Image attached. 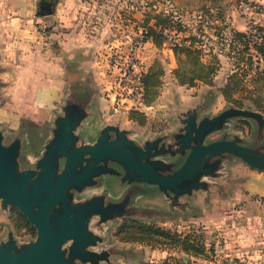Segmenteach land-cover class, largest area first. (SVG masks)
<instances>
[{
    "label": "rangeland",
    "instance_id": "rangeland-1",
    "mask_svg": "<svg viewBox=\"0 0 264 264\" xmlns=\"http://www.w3.org/2000/svg\"><path fill=\"white\" fill-rule=\"evenodd\" d=\"M243 4L251 9L244 12ZM33 8L38 14L35 27L42 37L39 47L44 50L48 45L54 61L61 63L69 76L52 112L23 113L17 129L8 132V137L13 134L19 140L18 169L37 170L36 164L56 128V119L74 112L80 115L76 143L92 142L104 125L119 123L131 131L137 144L156 141L158 146L170 150V154L158 157L168 165L164 172L182 163L183 155L176 150L182 131L180 119L187 108L199 106L197 121L214 116L227 106L264 114L252 99L263 94L255 84H246L247 90L235 94V101L230 103L218 98L215 86L233 67V60L226 55L230 50L228 42H218L216 33L220 31L226 38L232 29L256 36L264 34V0H56L55 10L47 16L38 13L39 0L33 2ZM154 14L170 15L182 29H161L166 39L159 48L150 41H142L143 24ZM152 23L153 20L148 24ZM257 27L262 30H256ZM190 33L206 42L203 60L209 58L210 50L220 60L219 70L224 76L221 74L216 81L214 76L211 85H179L172 75L179 63L168 49L177 43L175 40L179 43ZM249 50L257 65L259 54ZM155 62L161 64L164 74L153 95L143 101L141 93L134 90V73L145 72ZM68 105L72 107L67 108ZM132 110L144 115L142 125L129 118ZM224 136H240L243 144L261 146L264 122L248 116L233 117L221 129L209 132L203 141ZM243 164L232 156L222 158L211 174L199 176V186L177 198L171 192L164 195L153 185L132 184L138 190L127 209L132 216L126 219L156 224L182 236L195 233L205 246V257L189 256L178 247L120 240L115 236L116 230L125 219L98 225L94 217L89 228L93 235L100 236L99 241L87 247L85 261L75 263L164 264L168 259L169 264H264V187L258 188L259 183L244 184L249 177L242 172ZM100 183V187L75 194L76 200L102 192L106 183L113 195L124 189L111 176L100 178ZM12 208L15 207L6 212L0 209V241H5L11 232L22 241L35 239L36 232L25 234L24 228L14 227L10 218ZM94 252L100 256L98 261L93 259Z\"/></svg>",
    "mask_w": 264,
    "mask_h": 264
},
{
    "label": "water",
    "instance_id": "water-1",
    "mask_svg": "<svg viewBox=\"0 0 264 264\" xmlns=\"http://www.w3.org/2000/svg\"><path fill=\"white\" fill-rule=\"evenodd\" d=\"M53 11L54 0L39 1V14ZM198 108L195 105L182 113L176 151L183 160L170 172H164L168 165L158 158L170 154V150L158 146L156 141L137 144L131 131L119 123L104 125L92 142L76 143L80 115L75 112L56 119V128L36 164L37 170L18 169L19 140L13 134L8 137L10 130L0 126V209L6 212L11 206L17 208L36 232L35 239L27 241L9 233L5 241H0V264L85 261L87 247L98 243L100 237L91 233V219L97 217L101 225L131 217L127 209L138 190L132 187L133 183L153 185L164 195L171 192L177 198L199 186V176L211 174L215 163L226 156L264 170V143L246 145L240 136L203 141L209 132L221 129L233 117L248 116L264 122V114L227 106L216 115L197 121ZM104 176L114 177L124 189L113 195L106 183L102 192L76 200L75 194L100 187ZM93 257L98 261L100 256L94 252Z\"/></svg>",
    "mask_w": 264,
    "mask_h": 264
},
{
    "label": "trees",
    "instance_id": "trees-1",
    "mask_svg": "<svg viewBox=\"0 0 264 264\" xmlns=\"http://www.w3.org/2000/svg\"><path fill=\"white\" fill-rule=\"evenodd\" d=\"M151 20H153V23L149 25L148 23ZM161 29H174L178 32L182 30L181 24L171 20L170 15L161 16L160 14H154L153 17L146 19L143 24L144 37L142 41H150L154 46L161 47L166 39ZM256 30L261 31L262 28L257 27ZM219 32L216 33L219 38L218 42H228L230 50L226 55L233 60L232 70L221 88L224 99L229 103L230 100L235 101L233 98L235 94L247 90L246 84H255L257 89L263 94L262 96L260 94L259 96H254L255 98H252L253 102L257 108L264 110V34L256 36L255 33L232 29L229 37L226 38L224 34ZM205 45L206 42L204 40L192 33L182 38L179 43L173 44L171 50L179 65L172 70V75L179 85L193 87L197 82H202L206 85L212 84V78L220 69V60L217 54L211 52V50L207 53L209 58L203 60L202 57L205 54L203 46ZM250 48L260 56V59L257 60V65L252 55L249 54ZM260 63L263 64V67L259 66ZM187 64L188 67L185 66ZM183 66L185 67L183 68ZM163 74L164 69L159 62H155L145 72L140 73V93L143 101H147L149 99L148 96L153 95ZM129 118L136 120L139 125L144 123V115L136 110L130 112ZM10 218L17 230L24 228L25 234L35 233L34 227L16 208H12ZM115 236L125 241L150 242L165 247H178L189 256H206L205 246L195 233L182 236L176 231H171L156 224L125 219L118 226ZM167 261L168 259L162 263L169 264Z\"/></svg>",
    "mask_w": 264,
    "mask_h": 264
},
{
    "label": "crops",
    "instance_id": "crops-1",
    "mask_svg": "<svg viewBox=\"0 0 264 264\" xmlns=\"http://www.w3.org/2000/svg\"><path fill=\"white\" fill-rule=\"evenodd\" d=\"M34 1L0 0V126L6 127L8 131L18 127L23 113L52 112L69 76L64 66L54 61L45 38L44 44L47 46L44 50L39 47L42 37L35 27L34 18L38 14L33 8ZM55 3L56 0L54 10ZM222 73L219 70L214 81ZM226 78L215 84L218 98L224 101L221 88ZM242 172L249 177L244 184L259 183L258 188L264 187V183L260 182L264 181V171L251 169L244 163Z\"/></svg>",
    "mask_w": 264,
    "mask_h": 264
},
{
    "label": "built area",
    "instance_id": "built-area-1",
    "mask_svg": "<svg viewBox=\"0 0 264 264\" xmlns=\"http://www.w3.org/2000/svg\"><path fill=\"white\" fill-rule=\"evenodd\" d=\"M242 9L244 10V12H247V11H249L251 9V6L243 4L242 5ZM175 41L178 43L177 40H175ZM134 76H135V80H136V85H135L134 90H137L136 93H140V91H141V86H140V81H139L140 73H134Z\"/></svg>",
    "mask_w": 264,
    "mask_h": 264
}]
</instances>
